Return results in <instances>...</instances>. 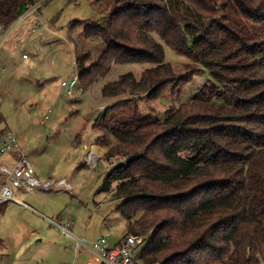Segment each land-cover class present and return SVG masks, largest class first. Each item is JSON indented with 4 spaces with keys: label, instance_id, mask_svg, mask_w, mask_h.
Segmentation results:
<instances>
[{
    "label": "trees",
    "instance_id": "16d2710c",
    "mask_svg": "<svg viewBox=\"0 0 264 264\" xmlns=\"http://www.w3.org/2000/svg\"><path fill=\"white\" fill-rule=\"evenodd\" d=\"M45 1L0 0V27ZM105 3L102 20L70 24L105 45L98 61L76 55L85 89L114 63L156 64L103 86L126 103L175 94L203 69L214 80L163 118L136 111L98 126L105 188L122 200L128 232L145 240L137 264H264V0ZM162 44L191 60L187 73L171 78Z\"/></svg>",
    "mask_w": 264,
    "mask_h": 264
},
{
    "label": "rangeland",
    "instance_id": "374dc122",
    "mask_svg": "<svg viewBox=\"0 0 264 264\" xmlns=\"http://www.w3.org/2000/svg\"><path fill=\"white\" fill-rule=\"evenodd\" d=\"M38 9L22 23L19 40L13 35L16 26L0 48V131L6 129L17 137L40 181L65 178L73 189L54 191L45 200L28 195L24 201L30 207L13 201L0 204V264H88L92 254L76 253L72 239L50 226L48 218L70 222L78 236L88 239L109 234L113 245L128 233L130 223L117 209L122 200L105 188L111 166L101 161L108 148L96 141L101 137L99 124L114 115L119 114L115 119L120 120L136 111L163 118L214 80L203 69L175 94L143 95L126 103L121 99L131 97L105 98L103 86L127 72L140 78L146 68L156 64L114 63L89 88L78 78L72 91L65 92L62 81L78 77L76 55L90 51L95 62L105 49L100 36H81V27L70 24L102 20L111 9L105 0H46ZM36 15L39 18L34 19ZM162 45L165 61L173 67L171 78H179L191 60ZM89 153L92 160L99 158L95 167L85 162ZM35 192L41 195L44 191L35 187ZM144 245L138 249L137 262Z\"/></svg>",
    "mask_w": 264,
    "mask_h": 264
},
{
    "label": "built area",
    "instance_id": "2783aa9c",
    "mask_svg": "<svg viewBox=\"0 0 264 264\" xmlns=\"http://www.w3.org/2000/svg\"><path fill=\"white\" fill-rule=\"evenodd\" d=\"M41 3L28 8L22 13L16 21L8 28L0 27V48L5 42L10 32L18 26L26 18L33 16L38 11ZM25 57V56H24ZM78 77H74L71 81H62L61 85L68 89L70 93L72 88L77 85ZM14 156L12 165H0V204H6L10 201L22 204L24 207H30L24 198L32 195L39 199L45 200L54 191H67L72 190L73 185L70 184L65 178L52 179L47 181H40L36 176L35 167L29 160L28 156L23 152L17 137L11 131L0 133V157ZM99 158H97L98 160ZM97 160L85 157V162L92 167L97 165ZM35 187H40L44 191L39 195L35 192ZM55 189V190H54ZM23 191L21 196L18 194ZM50 226H55L62 230L64 234L69 236L73 241V248L76 253L89 252L92 254L94 264H137L136 255L139 247L144 243L143 235L135 233H127L116 243L111 244L109 234H104L101 237L88 239L85 236H78L71 228V223H59L53 219H49ZM31 234H35L34 231ZM77 255V254H76Z\"/></svg>",
    "mask_w": 264,
    "mask_h": 264
},
{
    "label": "crops",
    "instance_id": "0c3cea01",
    "mask_svg": "<svg viewBox=\"0 0 264 264\" xmlns=\"http://www.w3.org/2000/svg\"><path fill=\"white\" fill-rule=\"evenodd\" d=\"M37 17H35L34 19H36V18H39V15H36ZM31 17V16H30ZM30 17H28V18H26L24 21H22L17 27H16V30H15V32H13V35H15V38L17 37L18 38V40H19V32H21V30L24 28L23 26L24 25H22V23L23 22H25L27 19H29ZM7 39V38H6ZM6 41V40H5ZM23 56H25L24 58H27L26 57V55H23ZM111 98V97H110ZM113 98H115V97H113ZM95 129V128H94ZM100 130V129H99ZM96 155V154H95ZM7 158H9V157H7V156H3V157H0V165L1 164H9V165H12L13 164V162H14V160H11L10 158V160H8ZM95 159H97V158H95ZM9 207V206H8ZM88 264H94V261L93 260H90L89 262H88Z\"/></svg>",
    "mask_w": 264,
    "mask_h": 264
},
{
    "label": "water",
    "instance_id": "95a60500",
    "mask_svg": "<svg viewBox=\"0 0 264 264\" xmlns=\"http://www.w3.org/2000/svg\"><path fill=\"white\" fill-rule=\"evenodd\" d=\"M65 92H68V89L67 88H65V90H64Z\"/></svg>",
    "mask_w": 264,
    "mask_h": 264
}]
</instances>
